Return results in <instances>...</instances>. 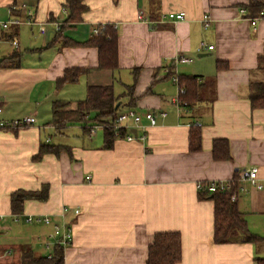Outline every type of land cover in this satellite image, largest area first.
<instances>
[{"label": "crops", "instance_id": "0c3cea01", "mask_svg": "<svg viewBox=\"0 0 264 264\" xmlns=\"http://www.w3.org/2000/svg\"><path fill=\"white\" fill-rule=\"evenodd\" d=\"M64 2L0 0V23L10 22L7 28L0 25V122L36 119L24 128L0 130V264H19L25 249L53 255L52 225L26 220L37 215L72 227L65 264H147L155 235L171 232L182 238L179 264H259L264 258V109L251 107L249 87L264 81V19L253 26L248 12L241 13L249 0H86L83 21L70 25L65 40L55 41L56 25L68 16ZM170 12H185L186 19L170 20ZM206 14L208 27L202 22ZM106 24L118 32L117 71L96 70L98 50L84 44ZM178 57L191 62L179 63ZM218 62L225 68L218 70ZM72 68L91 71L58 88L57 80ZM134 69L139 70L134 106L124 98L120 113H155L156 125L143 116L147 129L134 130L145 140L116 138L107 149L102 127L85 133L80 124L62 131L51 125L55 101L74 108L91 85H113L122 95L134 83ZM180 76L198 77L205 85L192 108L176 102L179 85L172 78ZM132 125L131 120L124 124ZM70 136L79 143L65 144ZM216 140H227L231 159H215ZM42 144L71 152L35 162ZM253 167L262 189L241 177ZM233 180L237 206L261 242H212L214 205L199 197L197 185ZM45 185L47 201H26L22 214L12 213L13 193Z\"/></svg>", "mask_w": 264, "mask_h": 264}, {"label": "trees", "instance_id": "16d2710c", "mask_svg": "<svg viewBox=\"0 0 264 264\" xmlns=\"http://www.w3.org/2000/svg\"><path fill=\"white\" fill-rule=\"evenodd\" d=\"M68 12L66 20L57 32L58 40H65L63 33L71 24L81 23L83 16L89 11L86 0H65L63 4ZM249 18L264 19V0H249L246 5ZM97 32L84 43L86 46L97 48L99 62L96 70H118V32L113 25H100ZM65 44H68L64 42ZM6 62V61H5ZM222 62L217 63V69H224ZM91 69L72 68L67 69L63 76L57 80V87L62 88L65 84L76 83L79 78ZM138 69L133 70L134 83L126 87L125 93L116 95L114 86H88L84 100L79 101L76 107L70 102L55 101L52 105L51 125L62 131L68 126L80 124L85 133H90L91 126L104 129L105 148L111 149L116 140V132H120L121 138L126 135V130H116L114 124L123 108L122 100L129 98L128 106H134V89L138 80ZM179 87L185 90L180 96L181 105L192 108L202 100V90L205 87L199 83L200 79L195 76L178 77ZM212 85V81L210 82ZM249 101L253 109H264V81L250 83ZM120 105L117 109V106ZM196 138H200L198 135ZM193 138L191 139L192 143ZM62 151L71 152V149L62 145L42 144L34 157L35 162H40L47 155L58 156ZM213 154L217 160L231 159L227 140H216L213 144ZM238 188L235 182L232 191L208 193L206 190L199 191L201 199H210L214 205V232L212 242L214 244L258 243L263 238L250 232L243 213L239 210L236 201H232L233 192ZM49 187L47 185L39 191H17L11 195V209L14 215L23 213L26 201L35 200L45 202L48 199ZM238 237H240L238 239ZM64 248L55 245L51 257L36 255L31 249H25L20 257L19 264H65ZM182 260V238L180 233H159L155 235L153 244L149 247L147 264H179ZM259 264H264V258L257 259Z\"/></svg>", "mask_w": 264, "mask_h": 264}, {"label": "built area", "instance_id": "2783aa9c", "mask_svg": "<svg viewBox=\"0 0 264 264\" xmlns=\"http://www.w3.org/2000/svg\"><path fill=\"white\" fill-rule=\"evenodd\" d=\"M242 14H246L247 10L243 9L241 10ZM168 18L170 20H175V21H182L186 19V13L185 12H178V13H174V12H170L168 13ZM248 19L251 21V24L253 26L256 25L258 18H249ZM19 21H16L14 23H18ZM28 24L32 25L33 24V17H32V13L29 14V19H28ZM203 24L208 27L210 22H211V16L206 14L203 16V20H202ZM10 22H5V23H0V25H2L3 28H7L9 26ZM56 29L57 31H59L61 29V25L57 24L56 25ZM41 32L44 33L45 32V28H41ZM95 32H97L95 30ZM13 45L17 46L18 42L16 39H13L12 41ZM209 50L213 49V46H209L208 47ZM177 61L179 63H189L191 62V59L186 58V57H178ZM173 82L178 85L179 81L176 77L172 78ZM185 94V90L183 88L179 87V98L176 100L178 105H181L180 102V96ZM0 110H1V101H0ZM162 115L165 117L166 113H162ZM143 116L150 122V125L154 126L157 123L156 120V115L153 111L147 112L144 115H140L139 113H137L136 111L129 109L125 112H122L118 115L116 122L114 124V127L116 130H121V129H125L126 130V135L124 136V138L128 141V142H133V141H143L146 139V135H138L137 132L140 129L145 130L147 129L146 126H142L141 122H142V118ZM131 120L133 122L132 126H124L125 122ZM36 122V119L34 117H27V118H23V119H19V120H14L11 122H0V130L1 129H18V128H24L30 125H33ZM196 125L200 126V123H197ZM96 127V126H95ZM116 138H121L120 136V132L117 131L115 134ZM258 169L253 167L251 169H247L241 172V177L244 179H247L250 181V183L255 186L258 189H262L263 186L257 183L258 180ZM235 184V180L230 181V182H223V181H212L209 183H199L197 185V189L198 191H202V190H206L208 193H214L217 191L220 192H229L232 191L233 187ZM238 189V188H237ZM237 200V195H236V191L233 192L232 195V201H236ZM66 211V209H64ZM79 213V210H76V214ZM27 222L28 223H42L45 225H52V234H51V238H54V245H61L63 247H67L72 243L73 240V229L72 227H70L69 225H60V224H53L51 217L49 216H41V215H37V216H28L27 217Z\"/></svg>", "mask_w": 264, "mask_h": 264}, {"label": "rangeland", "instance_id": "374dc122", "mask_svg": "<svg viewBox=\"0 0 264 264\" xmlns=\"http://www.w3.org/2000/svg\"><path fill=\"white\" fill-rule=\"evenodd\" d=\"M209 89H212V86L210 84V82H207V90H206V93L207 91H210ZM210 92H208L209 94ZM124 109V107H123ZM50 118H51V115H50ZM56 137L55 135L53 136V138ZM43 138H44V134H43ZM55 140V139H53ZM55 142H58V141H55ZM65 144H69V145H72V144H78L79 143V140L77 138H74L73 136H70L68 137L67 139L64 140ZM1 237V235H0Z\"/></svg>", "mask_w": 264, "mask_h": 264}, {"label": "water", "instance_id": "95a60500", "mask_svg": "<svg viewBox=\"0 0 264 264\" xmlns=\"http://www.w3.org/2000/svg\"><path fill=\"white\" fill-rule=\"evenodd\" d=\"M119 106H120V105L117 106V109H118ZM134 132H135V131H134Z\"/></svg>", "mask_w": 264, "mask_h": 264}]
</instances>
